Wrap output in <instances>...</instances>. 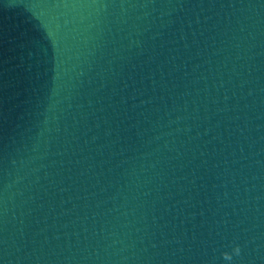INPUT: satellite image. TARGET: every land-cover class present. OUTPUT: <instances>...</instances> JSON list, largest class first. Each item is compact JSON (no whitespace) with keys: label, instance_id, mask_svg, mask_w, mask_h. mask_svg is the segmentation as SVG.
Returning a JSON list of instances; mask_svg holds the SVG:
<instances>
[{"label":"water","instance_id":"95a60500","mask_svg":"<svg viewBox=\"0 0 264 264\" xmlns=\"http://www.w3.org/2000/svg\"><path fill=\"white\" fill-rule=\"evenodd\" d=\"M0 264H264V0H0Z\"/></svg>","mask_w":264,"mask_h":264},{"label":"clouds","instance_id":"9594fccd","mask_svg":"<svg viewBox=\"0 0 264 264\" xmlns=\"http://www.w3.org/2000/svg\"><path fill=\"white\" fill-rule=\"evenodd\" d=\"M235 250H236L237 252L239 251V249H238V248H236ZM226 258H229V259H230V257H226Z\"/></svg>","mask_w":264,"mask_h":264}]
</instances>
